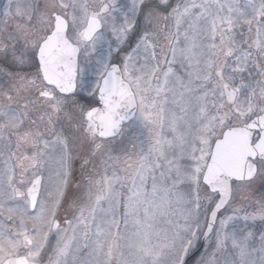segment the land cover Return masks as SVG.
Masks as SVG:
<instances>
[{
	"label": "snow or ice",
	"instance_id": "snow-or-ice-1",
	"mask_svg": "<svg viewBox=\"0 0 264 264\" xmlns=\"http://www.w3.org/2000/svg\"><path fill=\"white\" fill-rule=\"evenodd\" d=\"M0 264H264V0H0Z\"/></svg>",
	"mask_w": 264,
	"mask_h": 264
}]
</instances>
